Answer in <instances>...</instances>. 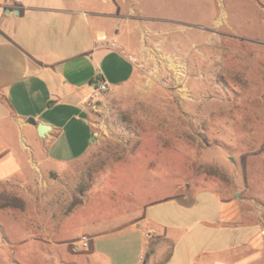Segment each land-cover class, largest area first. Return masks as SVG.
<instances>
[{
    "label": "rangeland",
    "instance_id": "374dc122",
    "mask_svg": "<svg viewBox=\"0 0 264 264\" xmlns=\"http://www.w3.org/2000/svg\"><path fill=\"white\" fill-rule=\"evenodd\" d=\"M123 2L118 29L133 48L113 42L169 80L137 70L90 100L87 156L56 174L0 180V264H61L136 202L210 190L241 216L223 205L220 222L257 231L236 264H264V0Z\"/></svg>",
    "mask_w": 264,
    "mask_h": 264
},
{
    "label": "crops",
    "instance_id": "0c3cea01",
    "mask_svg": "<svg viewBox=\"0 0 264 264\" xmlns=\"http://www.w3.org/2000/svg\"><path fill=\"white\" fill-rule=\"evenodd\" d=\"M123 1L0 0V180L56 174L90 153L96 80L118 90L137 76L127 54L108 46L133 48L119 30ZM30 118L48 129L38 134ZM191 196L136 202L61 264H236L257 231L220 222L223 205L241 217L232 200L213 190Z\"/></svg>",
    "mask_w": 264,
    "mask_h": 264
},
{
    "label": "built area",
    "instance_id": "2783aa9c",
    "mask_svg": "<svg viewBox=\"0 0 264 264\" xmlns=\"http://www.w3.org/2000/svg\"><path fill=\"white\" fill-rule=\"evenodd\" d=\"M108 46L118 48L125 52L128 56V59L134 64L136 70L141 71L147 81L152 82V80H156L165 84L169 80V76L167 74H160V69L158 66L146 60L141 54L131 53L129 50H125L123 47L113 41L108 42ZM108 89V84L103 79H97L96 86L94 88V95L92 98L106 92ZM76 245L81 248H86L88 246V238L84 235L81 236Z\"/></svg>",
    "mask_w": 264,
    "mask_h": 264
},
{
    "label": "water",
    "instance_id": "95a60500",
    "mask_svg": "<svg viewBox=\"0 0 264 264\" xmlns=\"http://www.w3.org/2000/svg\"><path fill=\"white\" fill-rule=\"evenodd\" d=\"M28 122H29L30 124L36 126L37 132H38V134H40V135H41L45 130L48 129V126H47V125H44V124H41V123H37V122H35V120H33L32 118H30V119L28 120Z\"/></svg>",
    "mask_w": 264,
    "mask_h": 264
}]
</instances>
